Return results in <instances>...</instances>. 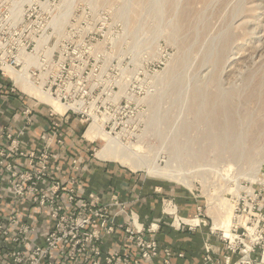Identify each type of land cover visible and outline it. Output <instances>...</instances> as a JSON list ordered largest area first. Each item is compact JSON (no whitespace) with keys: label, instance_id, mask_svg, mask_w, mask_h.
Wrapping results in <instances>:
<instances>
[{"label":"rangeland","instance_id":"rangeland-1","mask_svg":"<svg viewBox=\"0 0 264 264\" xmlns=\"http://www.w3.org/2000/svg\"><path fill=\"white\" fill-rule=\"evenodd\" d=\"M8 68L38 110L67 91L75 149L181 192L209 232L233 220L239 256L264 264V0H0L13 85ZM105 136L177 180L96 158Z\"/></svg>","mask_w":264,"mask_h":264},{"label":"built area","instance_id":"built-area-1","mask_svg":"<svg viewBox=\"0 0 264 264\" xmlns=\"http://www.w3.org/2000/svg\"><path fill=\"white\" fill-rule=\"evenodd\" d=\"M1 74L0 264H147L160 251L161 264H178L172 258H183V252L160 246L147 236L158 230L157 223H141L136 211L115 193L103 200L81 192V157L64 156L68 172L59 176L57 153L64 147L66 137L63 119L75 115L73 106L64 113L52 106L44 108L46 129L39 138L31 139L38 117L36 106L44 107L38 104L45 101L32 100L26 92L5 82ZM65 92L57 100L61 105L72 104ZM40 93L51 96L42 89ZM21 94L27 97L21 100ZM11 98L20 102L14 109L17 120L8 113ZM166 203L172 209L164 213L170 216V225L176 230L192 231L204 221L200 214L183 217L174 205L170 206V200ZM118 230L123 232L129 249L103 248ZM229 231L233 234V226ZM236 234L232 240L218 236L224 250L221 258L213 256L205 239L201 264H249L248 259L239 256L246 249H240L245 244L237 242Z\"/></svg>","mask_w":264,"mask_h":264},{"label":"crops","instance_id":"crops-1","mask_svg":"<svg viewBox=\"0 0 264 264\" xmlns=\"http://www.w3.org/2000/svg\"><path fill=\"white\" fill-rule=\"evenodd\" d=\"M11 113L17 120V114L14 109L17 107L19 100L11 98ZM66 130L65 147L57 153V162L61 165L59 176L67 173L66 156L74 155L75 151L84 155L85 147L76 144L75 149L73 143L77 141L78 135L74 133L72 128L73 120L71 116L63 119ZM48 117L44 114L43 109L38 110V117L33 126L30 138L36 140L46 129ZM72 148V149H70ZM87 151V149H86ZM65 156V157H64ZM81 172L79 178L81 192L86 196H98L105 200L111 193H115L118 197L126 201L128 206L138 214L139 220L144 225L149 223H157L158 230L153 234H148L157 241L160 246L171 248L173 251H181L184 253L183 258H172V261L178 264H201V255L203 253V241L207 239L211 245L213 256L221 258L224 252L223 243L214 237L205 226L197 227L192 231L176 230L170 225V216L164 211H169L166 201L172 197L176 204V210L179 215L189 217L197 215V204H194L189 198L181 192H175L174 189L164 187L158 181L140 179L130 173H125L117 167L95 162L86 155L81 157ZM203 225V224H202ZM130 245L125 241L123 232L118 230L113 237H110L103 245V248L113 249L122 248L129 249ZM162 253L147 264H161Z\"/></svg>","mask_w":264,"mask_h":264},{"label":"bare ground","instance_id":"bare-ground-1","mask_svg":"<svg viewBox=\"0 0 264 264\" xmlns=\"http://www.w3.org/2000/svg\"><path fill=\"white\" fill-rule=\"evenodd\" d=\"M126 5H127V3H126ZM7 70L9 71L10 75L13 77L12 79H13V82H14L15 86L19 87L23 91L32 89V86H30L28 84L27 79L23 75L18 74V73H14L13 71H11L10 68H8ZM48 97L49 96L45 97L46 100H49ZM69 107H72V105L71 104L70 105H66V103H64L62 106H59V105L55 104V109L57 111H59L60 113H64V111L66 109H68ZM62 109H64L63 112L60 111ZM90 131L91 130L88 129L86 134L88 135ZM105 138H106L105 144L101 148L96 149V151H95L94 155H95L96 158H98L100 160H104V161L117 162L120 165H122L124 167H127L128 169H130L132 171L140 170L141 168H143L148 175H156V176L164 177V178H167V179H172V180H175V181L177 180V178L174 175H171V173H169V171H166L164 168L163 169L162 168L161 169H155L154 167H151L148 164H144V163H147L145 161H144V163L143 162H139V161L136 162L134 160L135 158H132L133 152H131L127 148L120 147L119 144L115 143L114 138H109L108 136H105ZM216 221H218V220H216ZM231 221H233V220L230 219L228 225H224V223L220 224V225H217L215 223L211 227L210 231L216 230V229L219 228L220 230H223V236L224 237H228V238H230V240H232L233 239V234H231L229 232V228H228V226L230 227L232 225ZM248 229H250V228L248 227Z\"/></svg>","mask_w":264,"mask_h":264}]
</instances>
